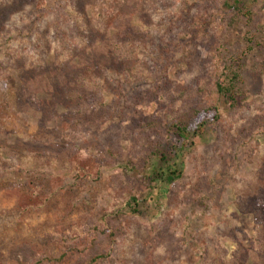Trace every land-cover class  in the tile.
<instances>
[{
  "label": "rangeland",
  "instance_id": "obj_1",
  "mask_svg": "<svg viewBox=\"0 0 264 264\" xmlns=\"http://www.w3.org/2000/svg\"><path fill=\"white\" fill-rule=\"evenodd\" d=\"M252 8L0 0V264H264V0ZM229 65L235 109L217 90ZM198 113L207 132L164 160Z\"/></svg>",
  "mask_w": 264,
  "mask_h": 264
},
{
  "label": "trees",
  "instance_id": "obj_2",
  "mask_svg": "<svg viewBox=\"0 0 264 264\" xmlns=\"http://www.w3.org/2000/svg\"><path fill=\"white\" fill-rule=\"evenodd\" d=\"M259 0H224V6L230 10L231 12H234L238 17H245L251 19L253 16V8L255 4L258 3ZM98 9V8H97ZM96 10V9H95ZM101 11L100 9H98ZM97 11V10H96ZM99 12V16H101ZM131 48L128 47V51H130ZM129 52H121V55L119 59L114 57L113 62L117 66H121L123 62H127L130 60ZM165 53V52H164ZM117 55V54H116ZM117 59V60H116ZM95 67H87V70H100L105 69L106 66L103 63L100 62H94ZM131 79V78H130ZM135 79V76L134 78ZM132 79V80H133ZM241 80V74L237 67L234 65L226 66L220 80L217 83V90L219 95L225 100V103L228 104V106L231 109H235L238 104V88ZM196 124L198 125L193 132L190 131L188 126H182L180 123H177L176 126L170 131L168 136V142L166 146V153L162 154V158L164 160H168V157L172 158L177 155L178 152L185 151V149L190 148L194 143V139L198 136H201L207 132V129L210 124L207 122V117L203 113H198V115L195 118ZM193 129V126H192ZM169 174L167 176V180L169 182H173L177 174L175 170H169ZM132 202L137 205V199L132 198ZM133 207V212L138 213L137 207ZM34 256V255H33ZM31 260L29 258L26 259V263L23 261H20L19 264H28Z\"/></svg>",
  "mask_w": 264,
  "mask_h": 264
}]
</instances>
